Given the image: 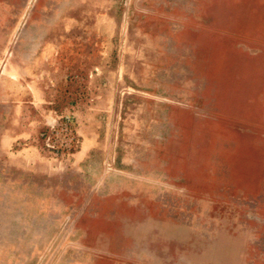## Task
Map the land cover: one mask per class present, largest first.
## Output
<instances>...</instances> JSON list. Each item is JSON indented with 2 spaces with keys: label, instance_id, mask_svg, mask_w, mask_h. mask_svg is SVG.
Wrapping results in <instances>:
<instances>
[{
  "label": "rangeland",
  "instance_id": "rangeland-1",
  "mask_svg": "<svg viewBox=\"0 0 264 264\" xmlns=\"http://www.w3.org/2000/svg\"><path fill=\"white\" fill-rule=\"evenodd\" d=\"M0 264H264V0H0Z\"/></svg>",
  "mask_w": 264,
  "mask_h": 264
}]
</instances>
